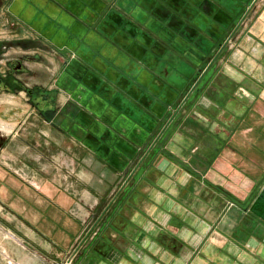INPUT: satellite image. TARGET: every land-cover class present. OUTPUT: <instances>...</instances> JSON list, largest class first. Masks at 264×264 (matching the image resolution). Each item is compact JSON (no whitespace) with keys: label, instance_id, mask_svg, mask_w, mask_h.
Wrapping results in <instances>:
<instances>
[{"label":"crops","instance_id":"crops-1","mask_svg":"<svg viewBox=\"0 0 264 264\" xmlns=\"http://www.w3.org/2000/svg\"><path fill=\"white\" fill-rule=\"evenodd\" d=\"M6 6L68 120L0 119V264H264V0Z\"/></svg>","mask_w":264,"mask_h":264},{"label":"rangeland","instance_id":"rangeland-1","mask_svg":"<svg viewBox=\"0 0 264 264\" xmlns=\"http://www.w3.org/2000/svg\"><path fill=\"white\" fill-rule=\"evenodd\" d=\"M9 3H11V0H0V79L9 82V88L7 89L0 82V119L20 120L25 117L26 109H29V112L34 109V114L38 113L41 118L48 120L52 125H55V123L58 124L57 120L63 114L65 115L66 111L62 110L61 103L57 100V92L51 89L52 80L49 82V85L41 87L47 92L53 91L52 93H55V101L51 108L49 105L40 108L29 94V91L33 88L41 86L48 81L47 72L44 71L43 66L46 63L47 65H51V63L46 61L44 51L39 47L37 48L33 40L25 38L26 36L24 32H21L19 24L16 22L13 24L9 19L8 13L5 12L6 5H9ZM26 56H34L36 59L27 60ZM19 65L21 68L18 67ZM75 83L79 85V80L77 79ZM55 91L57 90L55 89ZM82 116L74 120L72 117L71 122L73 125L82 127L84 125ZM66 117L65 115L64 122L68 120ZM2 120H0V123L3 124L1 122ZM5 129L8 130L4 131ZM9 130L11 129L0 126V136L9 134ZM34 134L32 133V135ZM45 147L47 146L45 145ZM115 193L114 191L112 195ZM97 218L98 214L90 222L85 224L77 236L75 244L66 252L60 264H73L81 249L87 243V239L97 233V226L93 231L90 230ZM4 256L7 262L11 263V260L6 255ZM70 259L71 263H68Z\"/></svg>","mask_w":264,"mask_h":264},{"label":"flooded vegetation","instance_id":"flooded-vegetation-1","mask_svg":"<svg viewBox=\"0 0 264 264\" xmlns=\"http://www.w3.org/2000/svg\"><path fill=\"white\" fill-rule=\"evenodd\" d=\"M27 60H34L36 57L34 56H26ZM21 68V66H18ZM10 77V76H9ZM0 82L3 84V87L5 89L9 88V82L4 81L3 79H0ZM30 96L32 97V100L40 107L43 108L46 105H49L52 107L54 101H55V94L52 92H47L41 87H35L31 91H29Z\"/></svg>","mask_w":264,"mask_h":264},{"label":"built area","instance_id":"built-area-1","mask_svg":"<svg viewBox=\"0 0 264 264\" xmlns=\"http://www.w3.org/2000/svg\"><path fill=\"white\" fill-rule=\"evenodd\" d=\"M68 263H71V259L68 261Z\"/></svg>","mask_w":264,"mask_h":264}]
</instances>
